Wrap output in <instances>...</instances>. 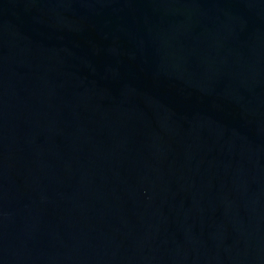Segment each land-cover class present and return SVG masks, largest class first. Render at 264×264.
Listing matches in <instances>:
<instances>
[{"label": "water", "instance_id": "1", "mask_svg": "<svg viewBox=\"0 0 264 264\" xmlns=\"http://www.w3.org/2000/svg\"><path fill=\"white\" fill-rule=\"evenodd\" d=\"M0 264H264V0H0Z\"/></svg>", "mask_w": 264, "mask_h": 264}]
</instances>
